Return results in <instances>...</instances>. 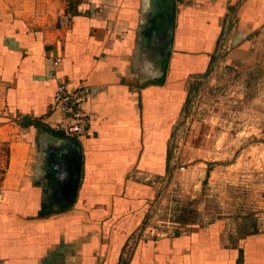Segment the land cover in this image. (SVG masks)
Returning <instances> with one entry per match:
<instances>
[{
	"label": "crops",
	"instance_id": "1",
	"mask_svg": "<svg viewBox=\"0 0 264 264\" xmlns=\"http://www.w3.org/2000/svg\"><path fill=\"white\" fill-rule=\"evenodd\" d=\"M61 15L69 17V25L60 24ZM225 32L234 62L253 54L264 36V0H0L4 262L39 264L46 246L72 247L75 206L115 197L108 187L119 181L114 174L123 176L125 167L137 164L143 147L141 165L156 164V135H168V105L185 99L189 77L208 70ZM63 80L91 88L85 106L92 123L79 139L86 173L79 203L54 214L67 220L56 223L53 216H38L44 198L56 197L54 187L68 192L76 176L64 177L63 186L56 175L41 179L38 171L43 161L48 168L65 159L67 168L76 162L71 140L55 130L54 94ZM142 135L148 136L145 146ZM240 247L242 260L235 248L230 261L221 252L174 249L154 260L138 256L134 263L264 264V233Z\"/></svg>",
	"mask_w": 264,
	"mask_h": 264
},
{
	"label": "rangeland",
	"instance_id": "2",
	"mask_svg": "<svg viewBox=\"0 0 264 264\" xmlns=\"http://www.w3.org/2000/svg\"><path fill=\"white\" fill-rule=\"evenodd\" d=\"M253 49L234 62L227 41L206 72L188 78L185 99L168 105L166 139L156 135V164L141 165L143 147L137 164L114 174L119 181L108 187L115 197L75 206L72 247L46 246L39 264H137L138 256L154 260L174 249L221 252L230 261L235 248L244 259L240 245L264 233V36ZM45 165L41 179L57 174ZM79 189L51 188L63 196L44 198L46 217L66 222L53 215L77 205Z\"/></svg>",
	"mask_w": 264,
	"mask_h": 264
},
{
	"label": "built area",
	"instance_id": "3",
	"mask_svg": "<svg viewBox=\"0 0 264 264\" xmlns=\"http://www.w3.org/2000/svg\"><path fill=\"white\" fill-rule=\"evenodd\" d=\"M60 24L69 25V17L61 15ZM229 41L228 33H224L220 43V50L226 48ZM60 60H56L59 64ZM92 91L89 86L75 85L68 80L61 81L54 94L55 109L59 113V119L55 124V130L62 132L67 137L82 138L91 126L92 116L85 104Z\"/></svg>",
	"mask_w": 264,
	"mask_h": 264
},
{
	"label": "water",
	"instance_id": "4",
	"mask_svg": "<svg viewBox=\"0 0 264 264\" xmlns=\"http://www.w3.org/2000/svg\"><path fill=\"white\" fill-rule=\"evenodd\" d=\"M68 138L71 140L70 145L72 148V153L76 156L75 165L74 167L71 166L70 168H67L65 164L68 160L65 159L61 162L60 165L55 166L54 169L57 171L56 176L63 186H64L63 184L64 177L77 175L74 180V185L77 187L80 182V175H81V169H82V161H83L82 147L79 142V139L72 138V137H68ZM66 168L68 169L67 174L65 173Z\"/></svg>",
	"mask_w": 264,
	"mask_h": 264
},
{
	"label": "trees",
	"instance_id": "5",
	"mask_svg": "<svg viewBox=\"0 0 264 264\" xmlns=\"http://www.w3.org/2000/svg\"><path fill=\"white\" fill-rule=\"evenodd\" d=\"M46 206H47V204L44 203L42 209L40 210V212L38 214L39 217H46V216L50 215V212H46V210H45Z\"/></svg>",
	"mask_w": 264,
	"mask_h": 264
},
{
	"label": "flooded vegetation",
	"instance_id": "6",
	"mask_svg": "<svg viewBox=\"0 0 264 264\" xmlns=\"http://www.w3.org/2000/svg\"><path fill=\"white\" fill-rule=\"evenodd\" d=\"M69 192V191H68ZM52 193L54 194V195H56V197L55 198H59V196L61 197V196H63V195H58L57 193H56V191H54V190H52ZM63 193H64V191H63ZM54 198V199H55Z\"/></svg>",
	"mask_w": 264,
	"mask_h": 264
}]
</instances>
